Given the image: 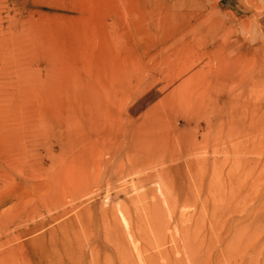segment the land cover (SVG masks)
Returning a JSON list of instances; mask_svg holds the SVG:
<instances>
[{
  "label": "rangeland",
  "instance_id": "rangeland-1",
  "mask_svg": "<svg viewBox=\"0 0 264 264\" xmlns=\"http://www.w3.org/2000/svg\"><path fill=\"white\" fill-rule=\"evenodd\" d=\"M0 264H264V0H0Z\"/></svg>",
  "mask_w": 264,
  "mask_h": 264
},
{
  "label": "bare ground",
  "instance_id": "bare-ground-1",
  "mask_svg": "<svg viewBox=\"0 0 264 264\" xmlns=\"http://www.w3.org/2000/svg\"><path fill=\"white\" fill-rule=\"evenodd\" d=\"M224 64V63H223ZM226 65V64H225ZM230 73V72H229ZM263 99V98H262Z\"/></svg>",
  "mask_w": 264,
  "mask_h": 264
}]
</instances>
